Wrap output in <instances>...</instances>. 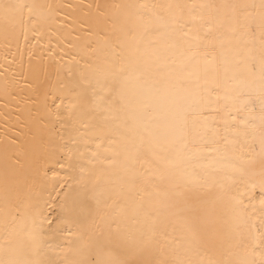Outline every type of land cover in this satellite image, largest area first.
Instances as JSON below:
<instances>
[{"label": "snow or ice", "instance_id": "1", "mask_svg": "<svg viewBox=\"0 0 264 264\" xmlns=\"http://www.w3.org/2000/svg\"><path fill=\"white\" fill-rule=\"evenodd\" d=\"M44 7L53 6L0 0L6 37L28 30L25 9L36 31L35 25L45 18ZM215 7L96 6L107 27L83 44L84 67L76 72L69 68L68 82L61 80L82 105L91 91L94 111L81 113L91 120L77 118L84 130L73 123L65 129L66 140L61 133H50L44 141L47 160L62 154L79 175L61 178L53 172L49 177L38 166L30 184L15 185L10 200L6 165L0 230L7 242L0 264H264V199L258 223L253 218L256 206L245 203L249 187L259 184L264 190V0L259 5L258 68L240 47L231 42L225 47V39L215 31L219 20L209 11ZM230 7L235 25L231 30L251 35L255 18L249 9L257 6ZM256 141L259 173L245 155ZM104 162L109 165L103 170L104 186L123 201L121 214L106 219V235L100 225L92 221L86 226L80 217L96 165ZM197 170H211L218 178L210 184ZM58 186L63 190L61 212L49 219L41 200L44 192ZM129 210L134 236L121 227ZM224 217L237 226L236 246L242 256L180 258L206 251L217 236L209 225ZM177 224L182 228L180 239L173 236ZM65 232L75 237L67 246L58 243ZM86 232L90 240L97 232L105 235L119 255L107 262L91 259L103 242L96 239L75 247ZM61 253L64 259L58 258Z\"/></svg>", "mask_w": 264, "mask_h": 264}, {"label": "bare ground", "instance_id": "2", "mask_svg": "<svg viewBox=\"0 0 264 264\" xmlns=\"http://www.w3.org/2000/svg\"><path fill=\"white\" fill-rule=\"evenodd\" d=\"M17 2L53 7L51 10L47 7L41 9L45 18L35 25L36 31H32L33 24L27 22V9H25L27 31L18 29L14 36L6 37L0 22V215L3 214L5 207L6 165L10 200L15 196L13 191L15 185L30 184L36 176L38 166L46 170L49 177L53 175V172L61 178L79 175L78 169L75 171L69 169L62 154L57 160H47L44 141L50 133H61L66 140L65 129H70L73 123H76L82 131L84 130L83 124L79 123L77 118L82 119L84 123L91 120L88 115L81 116L82 112L94 111L95 104L91 91L88 93L86 103L82 105L77 102L76 94L68 92L64 84L68 82L69 68L76 72L78 68L84 67L82 57H85V53L81 50L83 44L95 39V33L107 27L98 17L97 5L141 3L215 5L216 7L209 11L219 20L215 31L217 35L225 39V47L228 42L240 47L245 57L250 55L257 68L259 67L260 0H17ZM231 5L257 6L249 9L255 18L251 35L244 34L238 28L235 32L231 30L235 27L232 19L234 9L230 7ZM49 11L52 13L51 17H48ZM255 82L258 84V78ZM259 153L258 141L254 142L252 149L245 153L256 173H259L261 169ZM107 168H109L107 162L96 165V176L93 177V184L89 185V199L80 210L82 223L87 226L94 221L104 229L105 235L108 231L106 219L119 216L123 205V201L117 199L115 194L104 186L107 174L103 170ZM197 171L200 178L210 184L218 178V174L211 170ZM97 184L100 185L99 188L94 187ZM57 191L60 192L59 196ZM262 199H264V190L259 187V184L249 187L245 193V203L256 206L257 211L253 218L257 223L258 209ZM62 202L63 190L59 186L56 191L49 188L43 193L41 200L43 213L49 219H53L61 212ZM130 216L131 210L128 211L129 218L124 220L121 227L123 231L134 236L136 230ZM209 226L213 227L217 233L214 243L199 255H182L180 258L204 261L208 259L235 260L243 255L236 246L237 226L234 221L224 217ZM61 227L68 226L62 224ZM76 230L73 227V231ZM181 233L182 228L177 224L173 236L180 239ZM105 235L97 232L90 240V233L86 232L84 241L78 242L75 247H80L83 243H94L96 239H99L103 242V246L98 252L94 250L90 258L107 262L113 258V255H119V250L105 239ZM70 240H75V237H69L67 232L58 237V243L65 246ZM6 242L4 233L0 230V251ZM58 258L65 257L61 253Z\"/></svg>", "mask_w": 264, "mask_h": 264}]
</instances>
